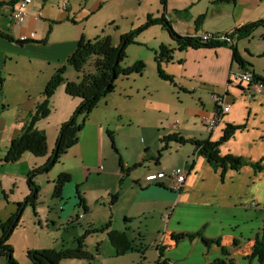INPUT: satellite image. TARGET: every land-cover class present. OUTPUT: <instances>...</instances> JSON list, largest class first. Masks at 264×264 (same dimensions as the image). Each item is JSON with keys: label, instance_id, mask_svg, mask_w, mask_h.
<instances>
[{"label": "crops", "instance_id": "1", "mask_svg": "<svg viewBox=\"0 0 264 264\" xmlns=\"http://www.w3.org/2000/svg\"><path fill=\"white\" fill-rule=\"evenodd\" d=\"M16 1L6 0L0 4V223L8 221L16 213L17 205L28 197L27 176L46 163L60 126L71 117L80 102L68 97L64 86L58 88L50 101L49 117L36 125V129L46 136L47 155L35 158L24 154L16 163L5 161L10 143L21 135L30 116L42 103L47 83L58 70L66 67V61L74 53L79 40H85L81 35H87L84 23L91 13H106L109 32L103 35H127L140 29L148 18H164L178 35L200 38L203 35L228 34L255 23L260 19L257 14L264 8V0H142L141 3L137 0H92L93 8L83 10L79 5L75 6L76 0H33L27 9L28 18L16 26L12 21ZM87 2L84 1V6ZM79 16L83 20L82 25L77 24ZM199 17H203V21L196 26L195 21ZM124 23L127 28L120 27ZM258 30L264 36V30ZM31 35L34 38L27 43L19 42L21 37L29 38ZM109 38L112 45L117 46L115 38ZM160 46L174 50L172 62L164 66L167 77L176 86H188L190 91L199 94L201 108L195 113V118L207 130L198 131L199 138L189 132L184 134L185 129L178 136L185 140L217 143L227 126L243 127L219 147V153L221 157L243 160L246 165L237 171L226 169L222 173L220 169H213L204 158L196 156L190 144L186 145L191 149L168 172L160 168V151L157 159L152 160L154 167L149 163L144 166L145 156L131 167L120 161L123 172L120 165L93 166L90 155L85 153L77 165L79 179L73 177L74 171L70 169L60 172L57 177L51 170L33 179L39 188L38 202L32 210L38 221L26 228H30L36 237L44 230L60 232L65 228L64 233H67L80 226V220L87 222L84 232L109 224L108 231L103 233L106 239L107 232L125 233L128 241L136 243L145 242L146 237L151 239V250L157 254L153 263H147L143 254L146 249L140 254L134 253L140 255L145 264L158 261V249H162V259L168 264H212L222 259L217 246L205 249L198 238H185L177 244L172 241V236L200 235L201 239L218 242L221 248L230 250L229 259L235 264H250L246 258L264 229V172L253 167L260 165L264 168V94L249 98L247 86L241 83L236 86L233 77L250 72L257 79L264 80V67L256 66V61L264 59V51L241 50L239 42L236 43L238 56L247 64L242 71L234 64L229 47L179 52L174 44ZM78 78V74L66 68L67 82H76ZM211 93L223 96L230 110L214 128L209 129L203 121L214 117V105L210 111L203 94L209 96ZM59 112L61 116H58ZM168 150L167 144L165 151ZM136 165L140 167L132 170ZM177 168L185 174V182L179 191L174 190L175 184L169 177ZM141 169L144 171L140 172ZM60 175L69 176L70 181L62 188L60 198L54 199V187ZM158 175H163V178L147 180ZM91 178L98 182L91 184ZM80 199L85 209L80 207ZM125 202L132 207L128 212L119 209ZM28 210L30 208L24 210L23 217ZM121 214L122 222H119ZM155 217L163 223L160 222V228L153 236V233L149 235V225L143 222ZM136 220L141 221L135 230L137 240L135 235L129 239L127 232L134 229ZM22 229L21 219L9 240L11 247L13 235ZM91 236L94 235L88 236L85 242ZM0 264H6L3 258H0Z\"/></svg>", "mask_w": 264, "mask_h": 264}, {"label": "rangeland", "instance_id": "2", "mask_svg": "<svg viewBox=\"0 0 264 264\" xmlns=\"http://www.w3.org/2000/svg\"><path fill=\"white\" fill-rule=\"evenodd\" d=\"M76 1L75 6L79 5L83 10H91L93 8L92 0H87L88 2L85 6L84 1L86 0ZM257 15L260 19L256 22L264 21V8ZM107 20L108 18L104 12L95 11L91 13L90 18L86 19L84 23L87 35L81 36L85 37V41L90 42L95 39H103L111 36L119 42V38L124 35H103L109 32ZM82 22L83 20L79 16L77 24L82 25ZM127 26L125 23L120 24L121 28H127ZM102 30L104 33L101 34ZM256 33L252 34L248 39L240 40L239 48L241 50L248 48L250 52L264 51V36L261 35L263 32L258 30ZM169 43L171 45L174 44L164 31L160 28H152L138 36L133 44L127 47L125 51L126 58L120 65L121 69H131L136 66V63L140 62L144 66L142 74L137 75L132 73L129 76L119 77L116 81L114 92L100 99L97 106L87 118L81 117L78 119V124H84L78 143L68 150L60 159V162L51 169L54 170L53 173L56 177L60 172L70 169L74 171L73 177L79 179L80 174L77 165L85 153L90 155V163L93 166L99 164L102 167L104 165L118 167L120 161H122L123 164L131 167L132 164L140 163L143 160L142 156L146 157V163L144 162L145 167L147 163L153 166L152 160L155 161L157 159L159 151L161 156L159 164L162 171L165 170L168 172L176 164H179L180 157L184 156L191 149V146H179L170 143L168 144L169 150L162 151L164 149V145L160 143L162 138L174 134L179 135L184 132V129L186 130L184 134H194L199 138L201 135L198 131L203 132L202 130L204 128L201 126L200 121L195 118V113L201 108L198 101L199 94L190 91V87L188 86L180 88L173 81L170 83V81H164L158 76L157 65L154 61L155 52L158 50L160 44L168 45ZM248 43L250 44L248 45ZM164 66L162 65L160 70L162 75L168 76L166 75ZM256 66L263 68L264 59L256 61ZM88 72H93L91 66L88 67ZM252 76L255 78L253 74ZM63 78L65 79V74ZM238 83L240 82H236L235 85L237 86ZM243 86L246 87L245 84ZM203 95L206 97L208 108L212 111L214 103L211 97L215 94L211 93L209 96L206 94ZM220 97L224 99L223 96ZM77 100L80 101L79 99ZM215 110L216 107L214 105V112ZM61 115L59 112L58 116ZM203 124L205 126V121H203ZM109 136L112 137L116 153L112 150ZM139 171L142 172L144 169ZM96 182H98L97 179H90L91 184H95ZM131 208V205L128 206L127 203L121 204L119 207L123 212H128ZM21 219L23 229L19 233L14 234L11 239L13 258L17 264H29L25 255L29 251L74 249L76 247L75 240L83 235V230H85L87 223L86 221L80 220L81 225L75 226V229L69 230L67 233H64L65 228H61L60 232H46L44 230L34 237L32 235L33 231L30 228H26L30 227L32 222L37 223L38 221L35 220L32 209L28 210ZM118 221L122 222V214L119 215ZM160 222L163 223L161 220L157 221L155 217L154 220L143 222V224L147 223L149 225V235L153 233L154 236L156 230L160 228ZM140 223L141 221L136 220L134 222V229L127 232L129 239L135 235L137 240V231L135 230ZM105 225L101 226L105 227ZM130 242L134 251L137 250L142 253L146 249L143 254H145L147 263H153L157 259V254L151 250L153 244L151 239H147L146 237V241L143 243H136L131 240ZM85 248L87 252L95 257L92 262L67 261L61 264H145L142 257L134 253L120 258L115 257L114 250L105 238V234L91 236V239L85 242ZM228 252L230 253V250Z\"/></svg>", "mask_w": 264, "mask_h": 264}, {"label": "trees", "instance_id": "3", "mask_svg": "<svg viewBox=\"0 0 264 264\" xmlns=\"http://www.w3.org/2000/svg\"><path fill=\"white\" fill-rule=\"evenodd\" d=\"M202 21L203 17H199L195 21V25H200ZM153 27H159L164 31L169 39L176 45L179 52L186 50L229 47L232 51L234 64L244 71L247 64L243 63L238 56L235 44L240 40L248 39L258 29L264 30V21L251 23L233 32L224 34L229 38L230 42H234L233 45L221 43L216 40L203 42L199 38L182 37L175 33L171 24L164 18L159 20L148 18L146 23L140 29L121 36L117 46L112 45L109 37L95 39L91 42L85 41L83 38L80 39L74 53L67 59L66 67L58 70L47 83L42 93V103L36 107L27 124L23 127L21 135L10 143L7 150L5 158L7 163L18 162L24 154H29L35 158L45 157L47 155L46 136L43 132L36 129V125L49 117L51 99L58 88L64 86L65 94L68 97L80 100L79 106L73 112L69 120L60 126L54 148L46 163L41 168L32 171L27 176L28 197L21 204L17 205L16 213L8 221L0 223V258H3L6 264H17L13 258V249L9 244V240L14 231L19 227L24 210L26 208L34 210L38 202L39 188L35 185L33 179L36 176L49 173L51 169L60 162V159L66 154V152L78 143L80 133L84 127V124H78V119L81 117L87 118L97 106L100 99L105 98L114 92L115 84L119 77L129 76L132 73L137 75L142 74L144 66L140 62L136 63L135 67L127 70L121 69L120 65L126 58L125 51L127 47L133 44L138 36ZM173 53L174 50L160 46L155 52L154 58L159 78L164 81H170V83H172V79L162 75L160 68L162 65H168L172 62ZM89 66H91L93 70L91 73L88 72ZM66 68L72 69L79 75L78 81L72 83L67 82L63 78ZM254 79L264 87V80L257 79L256 77ZM242 128L243 127L235 128L227 126L222 138L217 143L185 140L175 134L162 138L160 143L163 145L165 144L162 151H165L166 145L172 142L182 146L190 144L195 149L194 154L204 158L213 169H220L222 173H224L226 169L237 171L246 165V162L244 163L243 160L232 156L221 157L219 147L228 141L234 132L241 130ZM109 140L111 141L112 150L116 153L112 137L109 136ZM119 165L121 167V162ZM139 167L140 165H136L132 170ZM253 167L257 171L264 172V168L260 165H253ZM121 171L123 172L122 167ZM69 181L70 178L67 175H60L57 178L53 192L54 199L60 198L62 188ZM113 200H116V198L114 197ZM83 204V201L80 199V207L85 209ZM108 229L109 224L92 232L85 231L80 238L75 240L76 247L72 250L29 251L26 253V258L29 264H61L62 262L67 261L92 262L95 257L87 252L85 248V240L90 235L103 234L108 231ZM185 238L188 240L195 238L200 239V243L205 249H209L211 245L217 246L222 259L216 260L212 264H235L232 259H229L230 254L227 249L221 248L218 242L213 243L201 239L200 235L187 237L182 235L172 236V241L177 244ZM107 239L111 248L114 250L116 257H122L130 252L140 254L139 251H134L132 249L131 242L127 240L125 233L107 232ZM157 253L159 258L154 264H168L166 260L162 259V249H158ZM160 260L163 261L160 262ZM246 260L250 264H264V229L261 236L256 238L251 253Z\"/></svg>", "mask_w": 264, "mask_h": 264}, {"label": "built area", "instance_id": "4", "mask_svg": "<svg viewBox=\"0 0 264 264\" xmlns=\"http://www.w3.org/2000/svg\"><path fill=\"white\" fill-rule=\"evenodd\" d=\"M139 3L142 2V0H137ZM6 0H0V4L5 3ZM33 4V0H18L15 3V7L12 9V21L14 25L20 26L22 25L25 20L28 18V11L27 9ZM34 36L31 35L29 38L27 37H21L19 39L20 43H27L30 39H33ZM203 42H207L210 40H216L221 43H227L228 45H233L234 42H230L229 38L225 35H203L199 38ZM233 80L235 82H240L245 84L246 87V93L249 98H254L256 96H261L264 94V87L259 84V82H256L252 74L250 73H244V74H237L233 77ZM212 102L214 103L216 110L214 112V117L210 120H206L205 124L209 129H212L215 127L217 122L220 120V118L227 114L230 110V106L226 105L224 103V99L220 96L213 95L211 97ZM170 179L175 184L174 190L179 191L182 185L185 182V174L182 169L177 168L171 172L169 175ZM160 178H163V175L158 176H152L148 177V181L152 180H158Z\"/></svg>", "mask_w": 264, "mask_h": 264}]
</instances>
